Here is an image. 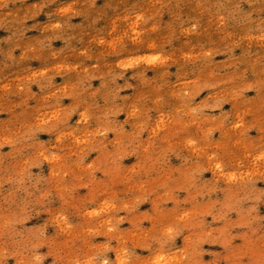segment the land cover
<instances>
[{
  "label": "rangeland",
  "instance_id": "rangeland-1",
  "mask_svg": "<svg viewBox=\"0 0 264 264\" xmlns=\"http://www.w3.org/2000/svg\"><path fill=\"white\" fill-rule=\"evenodd\" d=\"M0 264H264V0H0Z\"/></svg>",
  "mask_w": 264,
  "mask_h": 264
}]
</instances>
